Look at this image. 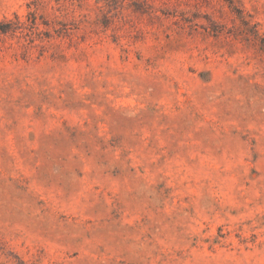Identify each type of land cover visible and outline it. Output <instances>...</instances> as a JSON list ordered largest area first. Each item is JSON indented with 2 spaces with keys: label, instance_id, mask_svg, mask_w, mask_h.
Here are the masks:
<instances>
[{
  "label": "rangeland",
  "instance_id": "obj_1",
  "mask_svg": "<svg viewBox=\"0 0 264 264\" xmlns=\"http://www.w3.org/2000/svg\"><path fill=\"white\" fill-rule=\"evenodd\" d=\"M0 264H264V0H0Z\"/></svg>",
  "mask_w": 264,
  "mask_h": 264
}]
</instances>
